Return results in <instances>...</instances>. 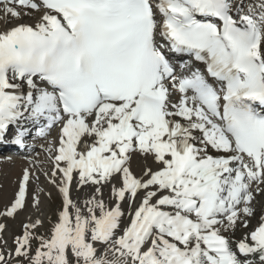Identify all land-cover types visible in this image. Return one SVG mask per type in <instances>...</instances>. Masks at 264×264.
Here are the masks:
<instances>
[{
  "label": "snow or ice",
  "instance_id": "obj_1",
  "mask_svg": "<svg viewBox=\"0 0 264 264\" xmlns=\"http://www.w3.org/2000/svg\"><path fill=\"white\" fill-rule=\"evenodd\" d=\"M29 137L61 205L0 264H264V0H0V144Z\"/></svg>",
  "mask_w": 264,
  "mask_h": 264
},
{
  "label": "bare ground",
  "instance_id": "obj_2",
  "mask_svg": "<svg viewBox=\"0 0 264 264\" xmlns=\"http://www.w3.org/2000/svg\"><path fill=\"white\" fill-rule=\"evenodd\" d=\"M47 147L45 141L40 143L34 149L39 151V157H26L23 160L13 161L12 159L1 160L0 159V170H4L2 174H0V200L5 205H10L14 199L15 193L18 190L19 182L22 178V174L24 169H29L33 172L32 180L30 181L29 191L30 193H35L37 187L43 189L42 200L43 203L41 205V209L37 211L31 205V197H29L28 206L25 210L18 212L20 216H23L24 219L28 222V217L31 216L33 219L41 218L39 215L43 211L48 209L49 202L51 200L52 195L58 194V189L48 183L47 177L44 175L45 171H51V162L47 159V153L43 150ZM38 156V155H37ZM12 163H14L13 167ZM142 167V162L138 159H134L132 162V168L135 172L139 173ZM2 172V171H1ZM39 177V180H36V177ZM49 192L51 193V197L49 198ZM105 198H107L109 189L105 188ZM86 193L84 190H80L79 192L75 189V181L73 182V198L83 200ZM1 203V202H0ZM264 205V200L261 201L260 204H257V209L259 210L261 206ZM256 220H252L250 226L253 227ZM246 230H238L234 239H241L243 236V232Z\"/></svg>",
  "mask_w": 264,
  "mask_h": 264
},
{
  "label": "rangeland",
  "instance_id": "obj_3",
  "mask_svg": "<svg viewBox=\"0 0 264 264\" xmlns=\"http://www.w3.org/2000/svg\"><path fill=\"white\" fill-rule=\"evenodd\" d=\"M55 135H56V132L53 134V137ZM39 155H40L39 151L35 152V155H33L31 158L39 157ZM0 158L2 159V158H4V156L1 155ZM16 158H18V157H15L14 159H16ZM20 159H24V158H20ZM13 165H14V163H12L11 167H13ZM0 169H2V168H0ZM3 171L4 170H0V174H2ZM61 200H62V198H61L60 194L59 195L58 194L52 195L51 200L50 199L48 200V202H49L48 209L39 214L41 216L42 220L45 221L44 227L42 229H40L39 231L45 232L46 230L51 228V223H49V220H51L52 222H55L56 213H57V210L59 209V207L61 205ZM0 202H1L0 203V212H2L5 210V207L7 205L3 204L1 200H0ZM25 223H27V221L24 219L23 216H20L19 213L14 218L0 217V224L5 225V230L2 233H0V250H3L5 252L14 250V248H15L14 239H15V237L22 234L23 225ZM4 241H7L6 245H5ZM35 246H36V244H35V242H33V247H35Z\"/></svg>",
  "mask_w": 264,
  "mask_h": 264
}]
</instances>
